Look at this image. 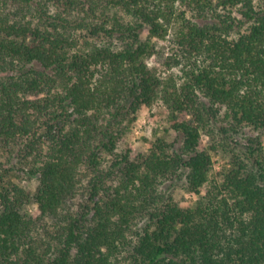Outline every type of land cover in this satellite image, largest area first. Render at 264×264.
<instances>
[{
	"label": "trees",
	"instance_id": "16d2710c",
	"mask_svg": "<svg viewBox=\"0 0 264 264\" xmlns=\"http://www.w3.org/2000/svg\"><path fill=\"white\" fill-rule=\"evenodd\" d=\"M158 101L170 127L121 149ZM246 127L264 135V0H0V264H264Z\"/></svg>",
	"mask_w": 264,
	"mask_h": 264
},
{
	"label": "rangeland",
	"instance_id": "374dc122",
	"mask_svg": "<svg viewBox=\"0 0 264 264\" xmlns=\"http://www.w3.org/2000/svg\"><path fill=\"white\" fill-rule=\"evenodd\" d=\"M224 110H222L223 112ZM170 112L167 107L161 102H156L150 108L142 109L137 114V119L130 125L127 135L120 143L121 149L132 148L135 153L139 151H146L150 145V140H154L157 135H162L166 128L171 125ZM245 138H239L241 142L247 143L246 139L251 137H261L264 143V135H259L257 131L250 127L244 130ZM214 175L221 169L222 163L215 159ZM18 184L27 189L29 192H34L36 188V179L29 178L25 173H20L19 177H14ZM185 191L181 185L177 186L176 195L179 198L186 197L188 204L193 205L196 198L184 194ZM31 213H36V209L30 206Z\"/></svg>",
	"mask_w": 264,
	"mask_h": 264
}]
</instances>
